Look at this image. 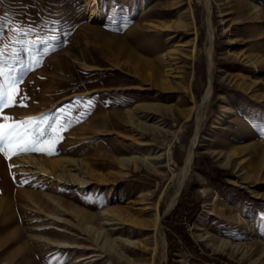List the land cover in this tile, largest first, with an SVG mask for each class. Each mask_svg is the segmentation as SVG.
Instances as JSON below:
<instances>
[{"label":"rangeland","instance_id":"obj_1","mask_svg":"<svg viewBox=\"0 0 264 264\" xmlns=\"http://www.w3.org/2000/svg\"><path fill=\"white\" fill-rule=\"evenodd\" d=\"M4 44L22 83L0 115L60 140L0 153V264H264V0H0ZM204 153L247 198L199 169ZM192 178L201 254L168 239Z\"/></svg>","mask_w":264,"mask_h":264},{"label":"snow or ice","instance_id":"obj_2","mask_svg":"<svg viewBox=\"0 0 264 264\" xmlns=\"http://www.w3.org/2000/svg\"><path fill=\"white\" fill-rule=\"evenodd\" d=\"M12 31L21 33L23 29L17 28ZM18 63L19 58L15 56L14 50H11L8 44L0 46V114H3L8 108L16 106L18 97L21 95L22 79L16 75L15 67ZM20 106L26 107L27 105L21 101ZM0 118L5 121L0 122V153L5 158L28 152L55 154V146L60 140L57 127L51 126L46 133L34 118L19 121L7 115H0ZM59 130L64 129L60 128ZM22 183H26V181H22Z\"/></svg>","mask_w":264,"mask_h":264},{"label":"trees","instance_id":"obj_3","mask_svg":"<svg viewBox=\"0 0 264 264\" xmlns=\"http://www.w3.org/2000/svg\"><path fill=\"white\" fill-rule=\"evenodd\" d=\"M175 152L177 154L176 156L179 157L178 152ZM196 160L199 169L206 173V175L217 186L224 190H232L237 195L247 198V191L229 183L225 179L227 171H224L222 168L217 166L207 154H200ZM201 198V193L197 187V181L192 178L183 188L180 194V200L173 211L172 220L168 223L170 227L168 239L172 251L178 238H180L191 251L195 254H201L188 229V225L197 217L199 211L201 210ZM172 251L169 253L170 257L173 255Z\"/></svg>","mask_w":264,"mask_h":264},{"label":"bare ground","instance_id":"obj_4","mask_svg":"<svg viewBox=\"0 0 264 264\" xmlns=\"http://www.w3.org/2000/svg\"><path fill=\"white\" fill-rule=\"evenodd\" d=\"M211 88L208 89V92H207V98H209L210 94H211ZM206 98V99H207ZM132 121H134V116H137V119L138 117L139 118H144L145 120L148 119L152 113V109L145 105V104H137L135 105L133 108H132ZM144 121V120H143ZM141 122V121H140ZM139 123V122H138ZM145 124V123H144ZM139 124L136 125V129H139L140 128V125L138 126ZM193 157H194V154L193 152H190L187 156H186V159H185V162L183 164V167H182V172H181V177H180V182H179V185L177 187V189L175 190V193L170 196V198L168 199V202H167V206H166V210H170L173 205L176 203V199L178 197V194L180 193V190L183 186V183H184V179H185V176L189 170V167L191 165V162L193 160ZM146 158H141V157H138V156H133V157H130V158H127V157H121L120 158V162L124 165H134V166H140V165H146L147 164V161L145 160ZM148 165V164H147ZM181 171V170H180ZM104 179V177H103ZM168 212V211H167ZM160 216V215H159ZM161 217V216H160ZM122 218V217H121ZM123 221V220H122ZM131 222L132 223H136V221H134L133 219H131ZM155 222V221H154ZM157 224V223H156ZM110 244V248L111 249H116V247L112 244V243H109Z\"/></svg>","mask_w":264,"mask_h":264}]
</instances>
